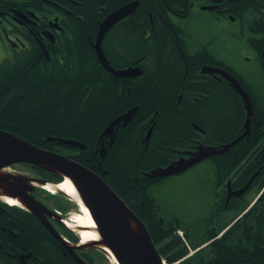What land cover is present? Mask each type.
<instances>
[{"label":"flooded vegetation","instance_id":"af4514ba","mask_svg":"<svg viewBox=\"0 0 264 264\" xmlns=\"http://www.w3.org/2000/svg\"><path fill=\"white\" fill-rule=\"evenodd\" d=\"M132 1H137L135 10L116 21L101 40L104 55L114 70H124L128 67L140 70V73L135 76H118L100 63L93 45L101 21L117 7ZM194 8L210 13L217 19L225 17L233 22L241 20L240 22L249 32L247 41L255 54L264 80L262 61L264 0H0V73L6 66L20 65L25 66V69L37 70L43 76L47 74L53 76L64 70L73 72L77 69V52L91 50L96 61L97 73L96 76L88 78V84L82 88L81 94L86 90L89 92L90 89L87 88L90 83L94 85L98 94L103 90V85L108 84L110 89L101 92L103 100L109 94L125 96L129 99L134 91L133 86L146 82L147 52L151 45L156 43L160 51L169 46L182 67L180 82L194 84L197 81H203L205 86L215 85L220 89L219 94L227 107L222 125L224 144H226L244 132L246 110L238 94H224V83L211 74L203 72L202 68L211 66L229 71L244 87L251 100L253 112L249 133L224 151V182L222 184L218 185L214 171L216 190L213 194L212 213L209 214L211 216L207 218L204 225L197 226L195 231L182 223V227L186 229L185 232L182 229V236L187 244L179 236L177 241L187 250L183 258L191 254L196 255V257L193 256L195 264L201 260L213 261L221 254L219 253L221 250L224 251L222 264H264V94L259 95L253 92L251 95L248 92L242 84L243 78L240 76V79L238 74L237 76L233 73V69L224 62L223 57L218 55L220 53L214 49L212 38H204L200 34L189 31L187 20ZM80 40L85 41L86 45L80 46ZM17 89H20V86L17 85ZM20 94L23 100L24 95ZM202 94L207 97L209 93L196 92L189 87L183 94L181 91L177 94V103L195 104L196 99ZM182 95H184L183 101ZM99 103H102V99ZM229 106L232 109H229ZM128 109L129 107L120 114ZM118 115L110 120L99 119L101 130L94 144L93 153L96 155L97 170L93 171L106 183H108L105 178L108 171L101 167V161L110 153L116 154L117 149H120L122 144H126L131 137V131L127 130V123L118 129L112 141L110 136L103 137L99 141L100 133ZM0 121L2 122L0 129L10 132L7 129L9 120L0 115ZM150 121L151 118L148 123ZM182 121L191 126L195 138L188 141L181 139L185 148L171 147L174 157L170 161L177 159L185 150H194L198 143L208 145L207 130L202 127L196 129L191 119L182 118ZM148 132L149 137L146 138ZM151 132L152 126L146 129L140 141L142 144L147 145ZM123 135L125 140L121 139ZM50 137L82 142L79 138L39 135L38 142L41 145L23 137L20 138L76 162H79L75 158L78 153L87 148L84 142L82 143L86 145L85 148H77L51 140ZM47 143L49 144L45 146ZM6 171L35 179L30 182L27 193L49 210L48 214L45 213L47 221L66 242L80 244L75 230L66 223L73 219L74 215H71V212L78 210L74 199L61 191L51 194L44 189V183L38 182L43 180L55 187L60 178H63L62 175L29 163L9 165ZM166 177L168 176L160 177L159 181ZM151 188L150 194L154 198L157 216L163 220L158 215L159 209ZM4 197L0 196V264H46V257H50V251H47L48 255L37 253L33 246L21 240L20 228L27 229V232L36 238L33 232L38 230L37 227L45 230L40 232L42 235L38 239L45 241L44 243H51L58 250L57 259H53L54 263L58 261L61 264H78L72 253L45 229L33 213L22 205L8 204ZM222 214H224V221ZM210 233L214 235L209 238ZM196 242H199L198 245L193 251L188 252ZM74 251L88 264H108L103 252L96 248H77Z\"/></svg>","mask_w":264,"mask_h":264},{"label":"trees","instance_id":"16d2710c","mask_svg":"<svg viewBox=\"0 0 264 264\" xmlns=\"http://www.w3.org/2000/svg\"><path fill=\"white\" fill-rule=\"evenodd\" d=\"M85 45L86 42L80 40V46ZM151 46L147 52L146 82L134 85V91L129 99L109 94L103 100L101 92L110 89L108 84H104L103 90L98 94L94 85L90 83L87 89H90L91 93L86 90L81 94L82 88L88 84V78L96 76L97 73L96 61L91 50L77 52L78 64L75 71L64 70L53 76L50 74L43 76L37 70L25 69L23 65L6 66L0 73V115L9 120L7 129L10 132L31 142L41 144L38 142L39 135L81 139L87 148L81 150L75 158L96 171V155L93 152L95 139L101 130L99 119L110 120L128 107L138 105L137 114L127 124L131 137L126 144L117 149L116 154L110 153L101 161V167L108 171L106 181L145 223L152 241L166 262L195 264L193 258L196 255L183 258L187 250L177 241L176 230L179 228L184 232L186 230L182 223L177 219L165 222L157 216L150 188L161 178L147 177L142 175V172L167 164L174 157L171 147L185 148L181 139L188 141L195 138L191 126L183 123L182 118L191 119L195 125L208 131L206 143L224 142L222 125L227 107L219 94L220 89L215 85L205 86L203 81L194 84L180 82L182 67L169 46L164 47L163 51L156 47V43ZM225 68L230 70L228 67ZM241 81L252 95V89L242 79ZM17 85L20 89H17ZM189 87L196 92L209 94L207 97L203 96L204 94L200 95L195 104L177 103V94L180 91L183 94ZM20 93L24 95L23 100ZM225 93L236 95L224 83ZM183 97L184 95L181 99ZM101 99L102 103H99ZM228 108L232 109L231 106ZM150 118L151 121L148 123ZM150 126H152L150 140L144 145L140 141ZM121 139L125 140L124 135ZM211 158L217 183L222 184L224 153ZM37 229V232H33L37 236L35 238L27 229L20 228L21 240L33 246L37 253L48 255L47 251H50V257H46V264H61L58 261L53 262V259H57V248L38 239L42 235L40 232L45 230L42 227ZM213 235L214 233H210L208 237ZM198 243H194L193 248ZM219 253L221 254L213 261L201 260L198 264L224 263V251L221 250Z\"/></svg>","mask_w":264,"mask_h":264},{"label":"water","instance_id":"95a60500","mask_svg":"<svg viewBox=\"0 0 264 264\" xmlns=\"http://www.w3.org/2000/svg\"><path fill=\"white\" fill-rule=\"evenodd\" d=\"M137 6V1L125 3L111 11L99 24L94 48L100 63L110 72L118 76H135L140 73L138 68L128 67L124 70H114L104 55L101 40L109 28L122 17L132 13ZM264 65V49L262 52ZM203 72L226 83L240 96L246 110L244 132L229 143L204 145L198 143L194 150H185L177 159L171 160L166 165H158L149 171L142 172L147 177H165L183 172L199 161L224 153L246 134L249 133L251 116L253 112L250 97L237 78L229 71L211 66H203ZM138 106L129 108L124 113L112 119L99 135L103 137L113 135L120 127L125 126L136 115ZM196 129L200 127L194 125ZM150 131V130H149ZM149 137V132L146 138ZM62 144L77 148H85L80 141L50 137ZM15 163H29L33 166L62 175L71 180L79 198L88 208L95 223L98 238L95 241L80 244H70L47 221L45 213L49 210L32 195L27 193L30 182L35 181L21 174H11L6 171L9 165ZM39 183L46 181L39 180ZM0 196L14 198L20 205L33 213L45 229L76 259L78 264H88L74 249L96 248L102 252L105 248L114 255L118 264H165L158 252L144 222L138 215L119 197V195L96 172L82 163L76 162L57 152L39 148L20 137L0 129ZM105 247V248H103Z\"/></svg>","mask_w":264,"mask_h":264},{"label":"rangeland","instance_id":"374dc122","mask_svg":"<svg viewBox=\"0 0 264 264\" xmlns=\"http://www.w3.org/2000/svg\"><path fill=\"white\" fill-rule=\"evenodd\" d=\"M240 21L233 22L225 17L217 19L194 8L189 14L187 26L191 32L212 38V45L224 62L243 78L254 93L262 95L264 80L247 41L249 32ZM215 190L214 165L209 157L183 172L164 178L151 188L159 209L158 215L165 222L177 219L186 227L190 226L192 231L204 225L211 216ZM78 212L73 211L71 215ZM222 216L224 221V214Z\"/></svg>","mask_w":264,"mask_h":264},{"label":"bare ground","instance_id":"6f19581e","mask_svg":"<svg viewBox=\"0 0 264 264\" xmlns=\"http://www.w3.org/2000/svg\"><path fill=\"white\" fill-rule=\"evenodd\" d=\"M53 185H49L47 188H50L51 191H61L67 193L73 199H75L80 207L79 213L73 218L72 222L67 223L68 226H71L75 231H77L81 243H88L91 241H95L98 238V234L95 230V223L90 215L88 208L83 204L82 200L79 198L74 185L72 184L71 180L67 177L59 182L55 187ZM8 203L17 205L19 204L18 200L14 198L4 197ZM105 248V247H103ZM106 254L109 256L110 261L113 264H118L114 255L109 251V249L105 248Z\"/></svg>","mask_w":264,"mask_h":264}]
</instances>
